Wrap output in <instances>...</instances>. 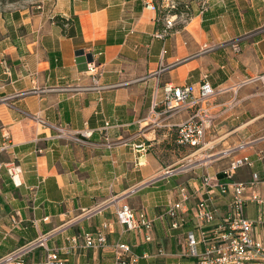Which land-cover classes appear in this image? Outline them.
I'll use <instances>...</instances> for the list:
<instances>
[{
    "label": "crops",
    "instance_id": "obj_1",
    "mask_svg": "<svg viewBox=\"0 0 264 264\" xmlns=\"http://www.w3.org/2000/svg\"><path fill=\"white\" fill-rule=\"evenodd\" d=\"M35 3L3 14L0 31V147L7 146L0 152V259L36 244L25 264L55 251L64 264H114V245L126 244L139 256L153 254L137 264H194L184 256L188 230L171 232L169 221L158 219L146 242L144 233L117 223L115 210L126 204L156 219L177 200L178 186L193 183L169 175L187 157L177 129L191 111L161 115L162 87L206 79L228 89L264 74V0H202L187 18L161 11L157 0ZM93 61L103 72L101 93L85 73ZM208 101L206 146L223 154L248 144L216 172L244 153L255 166L240 169L237 179L264 176L257 159L264 150L261 87ZM9 163L22 169L18 185ZM246 216L256 217L254 204L247 203ZM104 223L107 247L73 245Z\"/></svg>",
    "mask_w": 264,
    "mask_h": 264
},
{
    "label": "built area",
    "instance_id": "obj_2",
    "mask_svg": "<svg viewBox=\"0 0 264 264\" xmlns=\"http://www.w3.org/2000/svg\"><path fill=\"white\" fill-rule=\"evenodd\" d=\"M171 27L172 22L169 20L166 28ZM235 51L239 52L238 45H235ZM85 73L92 80V89L101 93V66L93 61L87 64ZM248 85H259L264 94V74L247 78L228 89H216L206 79L198 85H164L160 101L161 115L169 117L191 111L189 117L178 126V146L197 152L206 148V130L212 121L207 108L208 100L228 91L236 94L238 89ZM6 147H0V152ZM247 148L248 144L244 143L222 155L228 157L233 153L244 152ZM257 159L264 162V150L258 152ZM254 166L255 161L243 153L234 157L229 166L216 174L205 172L198 181L178 186L177 200L167 204V209L156 219L150 218L144 210L136 211L129 205L121 204L115 210L116 221L127 231L144 233L146 242L153 240L150 232L158 219H167L171 232L188 230L185 232L184 256L193 259L194 264H264V176L253 172L249 179L241 181L236 175L240 169H251ZM7 167L11 181L20 184L17 181L22 174L21 167L14 163H9ZM176 171L171 170L169 175ZM220 203L225 206L223 212L220 210ZM247 203L256 206V217L253 219L246 216ZM109 230L110 225L104 223L93 233L84 232L79 237L72 238V243L83 249H103L108 246L106 235ZM35 247L36 244H26L15 249L1 258L0 264H25V255ZM114 255V264H137L141 258L153 257V254L147 252L139 256L126 244H115ZM162 255L164 252L159 250L155 256ZM38 264L64 263L55 251L47 252L45 259Z\"/></svg>",
    "mask_w": 264,
    "mask_h": 264
},
{
    "label": "rangeland",
    "instance_id": "obj_3",
    "mask_svg": "<svg viewBox=\"0 0 264 264\" xmlns=\"http://www.w3.org/2000/svg\"><path fill=\"white\" fill-rule=\"evenodd\" d=\"M36 1L37 0H0V31L4 28L3 14L9 13L17 8H21L22 6L30 5L31 2L36 4ZM200 1L202 0H157V3L161 11L170 13V15L173 14V11H176L180 13L179 16L182 15L184 18H187V16L191 14V4L195 5ZM243 88H245V86ZM243 88L238 89L237 93L243 90ZM258 90L259 89L257 88L254 93L256 94ZM260 120L264 121V118H259V121ZM262 134L259 132L254 136L259 137ZM210 148L211 147H206L200 152L194 151L193 149H189L187 147L181 148V152H183V154L187 157L180 164L172 166V169L177 170L175 172V178L182 179V182L192 178L193 180H196L201 177V174L205 172L214 173L217 169L224 167L229 163V158H226L221 153H219L221 150L220 147H216L214 150H211Z\"/></svg>",
    "mask_w": 264,
    "mask_h": 264
},
{
    "label": "trees",
    "instance_id": "obj_4",
    "mask_svg": "<svg viewBox=\"0 0 264 264\" xmlns=\"http://www.w3.org/2000/svg\"><path fill=\"white\" fill-rule=\"evenodd\" d=\"M170 12V11H169ZM172 12V11H171ZM173 13V15H180V13H178V12H172ZM56 22H57V24L59 25V26H63V24H64V21H61L60 20V18H58V17H56Z\"/></svg>",
    "mask_w": 264,
    "mask_h": 264
}]
</instances>
